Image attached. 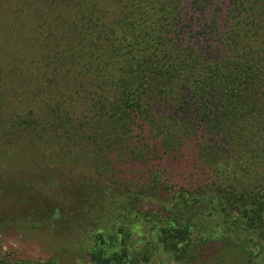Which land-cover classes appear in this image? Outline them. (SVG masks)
Segmentation results:
<instances>
[{
	"label": "trees",
	"instance_id": "1",
	"mask_svg": "<svg viewBox=\"0 0 264 264\" xmlns=\"http://www.w3.org/2000/svg\"><path fill=\"white\" fill-rule=\"evenodd\" d=\"M12 98L25 111L6 114L9 130H84L67 139L94 167L150 175L115 199L100 264L217 238L264 264V0H0Z\"/></svg>",
	"mask_w": 264,
	"mask_h": 264
},
{
	"label": "rangeland",
	"instance_id": "2",
	"mask_svg": "<svg viewBox=\"0 0 264 264\" xmlns=\"http://www.w3.org/2000/svg\"><path fill=\"white\" fill-rule=\"evenodd\" d=\"M10 111L23 112L25 105L17 98L0 101V264H100L91 248L97 236L108 245L115 232L123 209L115 199L150 175L129 163L94 167L88 148L67 139L84 130H9L3 122ZM79 149L86 157L75 161ZM179 165L190 168L191 161ZM135 240L126 244L131 251L140 248ZM144 254L134 264H263L226 238L192 245L182 257L158 243Z\"/></svg>",
	"mask_w": 264,
	"mask_h": 264
}]
</instances>
